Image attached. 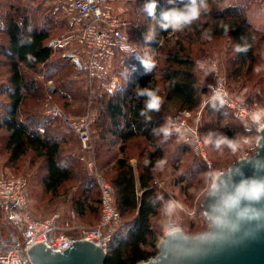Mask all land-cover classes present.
Masks as SVG:
<instances>
[{"label":"rangeland","instance_id":"obj_1","mask_svg":"<svg viewBox=\"0 0 264 264\" xmlns=\"http://www.w3.org/2000/svg\"><path fill=\"white\" fill-rule=\"evenodd\" d=\"M35 1L40 3V0ZM61 2L60 0L55 11L58 18L52 17L49 20L50 24H45L51 29V40L77 32L82 23L80 16L68 13ZM223 3L241 4L252 27H257L258 38L255 48L257 62L252 68L245 65L237 69V64L233 62L234 46L228 34L208 36L205 32L199 33L196 31L197 28L192 26L167 36L162 39L158 49H153L145 43L144 38L150 30L155 34L153 23L151 20L148 22L139 5L134 6V14H130V17H120L117 13L125 22L127 40L111 45V60L103 63L104 69L100 74L97 75L95 72L90 76L89 71L77 67L71 57L65 55V51L75 45L72 41L68 43L63 41L62 45L53 47L54 52L46 63L38 64L31 69L22 67L25 76L34 81L39 90L31 91L33 96H26L23 100L19 117L26 120L31 118L30 124L37 123L40 132L46 131L59 137L58 157L75 173L74 177L63 182L56 192L45 190L42 183L46 171L44 159L33 151H27L16 161L9 160L3 146L6 132L3 127L0 128V174L23 185L27 194V208L33 215L38 217L57 215L59 227L70 234H77L81 227L97 224L101 215L97 171L110 182V177L115 171V159L120 156L115 139L106 133L111 127L109 117L104 111V100L117 89L123 91L129 80V77L126 79L124 76L125 67L131 71V62L135 56L133 54L127 57L122 45L130 44L138 54L151 59L157 68L164 66L163 57L166 51L180 46L194 57L198 80L206 87V91L200 96L199 104L191 110L190 116L198 131L205 156H201L191 135L187 141L174 135L166 142L160 136L156 141L160 147L158 150L155 144L137 136L129 140L125 154L133 166L135 182L139 169L145 166V161L153 158V186L158 196L162 197L159 211L151 219L157 236V253L158 242L168 232L167 230L177 228L186 235H194L210 227L204 216L205 196L202 190L209 183V178L215 176L217 170L225 171L235 160L246 155L245 149L250 145L240 143L237 145L238 151L234 153L226 146L217 150L205 143L209 133L222 134L229 138L249 134L243 126L244 121L236 117L233 110L225 105L217 111L207 104L210 96L209 85L214 82L221 84L233 100L244 101L251 98L264 107V0H225L212 7L219 8ZM18 4L23 7L27 3ZM14 5L17 7V3ZM0 7L2 9V6ZM43 9L42 12L47 13L48 8ZM45 18L41 19L42 23H45ZM204 19L202 15L201 19L194 23L195 27ZM16 24L17 30L21 31L22 22ZM142 24L145 29L141 35H137ZM1 42H6V35L0 31ZM201 62L204 64L203 68L200 67ZM213 65L215 71L210 74L209 69ZM0 78L1 88L4 90V85L7 84L3 82L8 80L6 68H0ZM49 85L52 86L51 90ZM154 88L159 89V95L163 99L158 112L162 120L161 126L167 123L168 114L180 109L177 105L164 101V82L158 73ZM5 101L8 100L2 91L0 118L6 113L2 105ZM64 115L70 119L82 116L86 118L90 147L83 148ZM258 137L259 135L253 137L252 145L256 143ZM161 161L163 163H160ZM90 162L93 164L90 165ZM136 186L139 189L138 183ZM83 192H88L90 199L86 202L89 208L81 214L73 204ZM165 205L170 206L166 209ZM127 218L128 214L120 216L116 230L126 227ZM25 229L24 224L20 227L12 220L8 204L0 199V240L12 233L24 242ZM157 253L150 258L155 257Z\"/></svg>","mask_w":264,"mask_h":264},{"label":"trees","instance_id":"obj_2","mask_svg":"<svg viewBox=\"0 0 264 264\" xmlns=\"http://www.w3.org/2000/svg\"><path fill=\"white\" fill-rule=\"evenodd\" d=\"M135 1L141 9L146 2ZM224 1L208 0L209 11L203 15L204 21L196 24V27L193 24L192 27L197 28L196 31L199 33L205 32L208 36L228 34L234 49L237 45L248 49L247 52L241 53L235 51L233 62L237 64V69L245 65L252 68L257 62L255 58L257 27H252L241 4L223 3L219 8L212 7ZM170 7L168 0H158L155 20L143 12L148 22L151 20L153 23L155 41L145 42L153 49H158L162 39L173 34L170 30L163 32L159 28L160 13ZM30 11L32 10L28 6L16 7L13 4L6 8V12H0V31L6 35V42L0 43V68H6L8 72V80L3 82L7 84L6 86L3 84L4 90L1 88L2 81L0 85V93L3 91L8 100L2 104L6 113L0 118V128L3 127L6 132L3 146L8 153V159L16 161L27 151H33L42 157L46 167L43 187L47 191L56 192L63 182L75 175L74 170L58 157L60 139L46 131L40 132L37 123L30 124L31 118L26 120L19 117L23 100L26 96H33L31 91L39 90L37 84L25 76L22 67L31 69L38 64L46 63L54 52L53 47L48 45L51 40V29L45 25L50 24V21L45 18V23H42L41 19L45 16L43 10H39L38 7V14H42L41 18L37 14L35 15L37 20L33 18L32 22ZM20 21L22 29L18 31L16 23L19 24ZM144 29V24L139 26L137 35H141ZM163 61L164 66L155 67L152 73L146 74L136 56H133L130 69L132 70L134 66L135 71H130L131 75L123 91L117 89L104 100V111L109 117L111 127L106 133L115 139L120 154L115 159V171L110 177L115 192V205L120 216L129 215L126 227L115 230L112 234L105 264H139L157 253V236L151 219L158 213L161 200L158 199L159 196L153 186V158H149V163L139 169L138 189L133 166L125 153L129 140L137 136L155 144L158 150L160 147L156 141L160 136L153 135L152 130L160 127L162 120L156 112L151 114V123L140 116L143 100L133 96L134 88L137 84L144 87L149 81L154 87L158 73L164 82V101L177 105L180 110L190 111L199 104L201 94L206 91V87L198 80L194 57L183 47L166 51ZM89 197L88 192H83L75 201L73 206L78 213L83 214L85 209L89 208L86 203ZM153 200L156 201L154 205L151 203Z\"/></svg>","mask_w":264,"mask_h":264},{"label":"clouds","instance_id":"obj_3","mask_svg":"<svg viewBox=\"0 0 264 264\" xmlns=\"http://www.w3.org/2000/svg\"><path fill=\"white\" fill-rule=\"evenodd\" d=\"M168 3L171 7L160 13L159 28L163 32L169 30L173 33L182 32L199 21L202 15L209 11L208 0H168ZM157 7L158 0H146L142 11L149 18L155 20ZM144 38L146 43H150L155 41V34L150 30V33H146ZM122 50L127 53V57L135 54L146 74L153 72L156 67L155 63L138 54L130 44H123ZM234 50L241 53L247 52L248 49L237 45ZM203 66L204 64L201 62L200 67L203 68ZM131 71H135L134 66ZM214 71L215 66L213 65L209 69V73ZM130 75V70L125 67V78L128 79ZM209 92L207 104L213 109L219 111L229 103L228 93L218 86H211ZM133 96L138 100H143V108L139 114L148 123H151V114L158 113L163 104L159 89L154 88L151 81L144 87L137 84ZM241 119L244 121L243 126L245 131L249 133L248 135L229 138L226 135L209 133L205 140L206 144L212 145L217 150L226 146L234 153L238 151L237 145L240 143L250 146L245 149L246 155L235 160L230 169L217 170L215 176L209 178V183L202 190L207 204L204 209V216L206 223L211 227L187 237L182 230H179L178 235H180L181 242L195 244L203 248L227 241L229 236L238 233L245 223L256 225L257 230L264 229V208L258 207L261 202H264V159L258 158V151L262 147L261 141L264 140V135H262L264 133V107H256L247 111ZM152 132L153 135L162 136L165 142L174 135L183 137L187 141L188 136H195L196 134L192 128L178 124L171 119L165 125L154 128ZM257 135L260 138L252 145V139ZM148 163L149 161H145L146 165ZM245 163L252 164L254 169L252 176H245L242 171L241 165ZM158 199H162V197H158ZM151 203L154 205L156 201L153 200ZM169 206L165 205V208L167 209ZM252 235L249 233V236Z\"/></svg>","mask_w":264,"mask_h":264},{"label":"built area","instance_id":"obj_4","mask_svg":"<svg viewBox=\"0 0 264 264\" xmlns=\"http://www.w3.org/2000/svg\"><path fill=\"white\" fill-rule=\"evenodd\" d=\"M61 1L68 13L80 16L82 23H80L77 32L66 35L64 38H54L48 42V45L57 47L62 45L63 41L74 42L73 48L66 50L65 55L70 56L77 67L89 71L90 76L95 72L100 74L104 69V57L111 45L114 42L127 40L124 31L125 22L113 10L103 7L98 0ZM213 85L226 91L221 84L215 82L211 83L209 87ZM49 89H52L51 85H49ZM227 99L229 103L226 106L233 110L236 117L240 119L247 111L261 107L260 103L251 98L237 101L228 96ZM47 111L50 110L47 109ZM190 116V110H177L167 115V123L171 119L195 130L196 134L195 136L191 135V139L200 150L201 156L204 157L202 142ZM64 119L76 132L83 148L90 147V134L86 118L82 116L78 119H70L64 115ZM92 164L90 162V165ZM96 182L100 189L101 215L99 221L94 226L81 227L77 234H70L59 227L57 215L48 217L33 215L27 208V194L23 185L0 174V199L8 204L12 220L20 227L22 224L26 226L24 242H21L18 236L12 233L7 238L0 240V264H33L28 249L38 241H44L51 251L55 252L63 251L74 241L84 239L95 242L106 252L112 234L120 221V213L115 205L113 185L98 171Z\"/></svg>","mask_w":264,"mask_h":264},{"label":"water","instance_id":"obj_5","mask_svg":"<svg viewBox=\"0 0 264 264\" xmlns=\"http://www.w3.org/2000/svg\"><path fill=\"white\" fill-rule=\"evenodd\" d=\"M261 144L258 158L264 159V140ZM230 166L226 170L230 169ZM241 167L245 176L254 174L252 164L245 163ZM206 206L205 197L204 209ZM258 207L264 208V202ZM179 230L165 234L158 242L157 255L141 264H264V229L257 230L256 225L245 223L241 230L230 235L227 241L203 248L181 242ZM249 233L253 235L249 236ZM28 254L33 264H105L107 252L93 241L80 239L63 251L55 252L51 251L44 241H38L29 247Z\"/></svg>","mask_w":264,"mask_h":264},{"label":"crops","instance_id":"obj_6","mask_svg":"<svg viewBox=\"0 0 264 264\" xmlns=\"http://www.w3.org/2000/svg\"><path fill=\"white\" fill-rule=\"evenodd\" d=\"M60 0H40V3H37L34 0H0V6H2V9L0 7V12H6V8L10 7L11 4L17 3V6H20V4L23 2L24 4L27 3L26 6L31 8L32 11H30V20L33 22V18L37 20V15L39 13V10L45 8L47 9V13L44 14V16L50 20L52 17L58 18V13H56V9L58 7V3ZM99 3L106 8H109L113 10L115 13H118L120 17H130V14H134V6L138 5L135 0H98ZM63 4V2H61ZM64 6V4H63ZM65 8V6H64ZM66 9V8H65ZM44 10V9H43ZM39 16L42 14H38ZM60 39V38H56ZM111 49L106 53L103 63L109 62L111 60ZM98 75V74H97ZM136 183H138V180H136Z\"/></svg>","mask_w":264,"mask_h":264},{"label":"bare ground","instance_id":"obj_7","mask_svg":"<svg viewBox=\"0 0 264 264\" xmlns=\"http://www.w3.org/2000/svg\"><path fill=\"white\" fill-rule=\"evenodd\" d=\"M175 229H177V228H175ZM174 228H172L171 230H167L168 232L166 233V234H168L169 232H171V231H173V230H175ZM107 252V251H106Z\"/></svg>","mask_w":264,"mask_h":264}]
</instances>
